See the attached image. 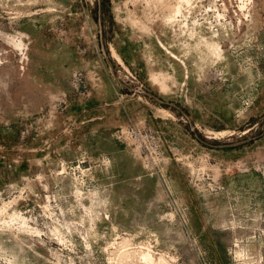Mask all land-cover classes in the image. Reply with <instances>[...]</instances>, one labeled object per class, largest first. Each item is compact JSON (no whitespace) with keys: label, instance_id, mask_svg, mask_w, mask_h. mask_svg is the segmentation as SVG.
Listing matches in <instances>:
<instances>
[{"label":"rangeland","instance_id":"1","mask_svg":"<svg viewBox=\"0 0 264 264\" xmlns=\"http://www.w3.org/2000/svg\"><path fill=\"white\" fill-rule=\"evenodd\" d=\"M241 1L0 0V264H264V157L239 162L223 146L246 135L194 98L264 94V0ZM104 80L130 109L121 147L57 149L55 121Z\"/></svg>","mask_w":264,"mask_h":264},{"label":"crops","instance_id":"2","mask_svg":"<svg viewBox=\"0 0 264 264\" xmlns=\"http://www.w3.org/2000/svg\"><path fill=\"white\" fill-rule=\"evenodd\" d=\"M224 67L228 70L230 77H236L229 65L226 64ZM237 85L239 86L238 92L231 93V84H226L223 88L224 90L213 89L211 91V89H208L204 93L200 91L194 98L197 101L204 100L206 102V108L204 109L207 111L210 123H216L215 120H220L223 123L222 128H217L218 132L221 131L229 136L235 132L239 135H246V138L240 140L237 146L230 148L231 145L226 144L223 148L230 150L237 149L238 157H240L238 161L247 166L249 159L264 157V152L261 150L264 147V94L257 93L258 89L255 86L251 88L252 90H246V84L237 82ZM251 85L249 86L251 87ZM115 95L116 89L113 83L104 80L99 89L90 98H79L78 104H74L75 102L71 101L72 104L68 106L66 114L60 116V118L58 117L59 119L55 121L52 127L55 131V137L51 142H56L53 144H60L57 149L70 147L79 150L89 148L92 151L112 150L113 147L117 149L120 145L112 139L110 132L113 127L120 124L119 118L124 119L129 114L128 110L130 109L128 108L127 110L126 107L121 108L116 106L112 102ZM246 99L250 100L251 104L244 111L245 113H243L241 118H236L234 115L235 111L242 107V103ZM196 107L195 99H193L192 114H195V109L200 108L198 104ZM99 114H102V116L98 117L97 115ZM191 118L194 119L193 116ZM225 119L229 121H224ZM76 120L78 121L77 126L67 135L66 131L62 130V128L69 121ZM196 121L198 120L196 119ZM211 128L215 129V126ZM176 129L181 130V140L191 145L193 144L195 148L199 146V141L203 142L192 127L188 131L185 127L178 125L174 128V130ZM249 135L253 136L249 137ZM207 146L211 148L216 147L214 144H207ZM215 164L218 165L219 162L213 164L214 168H216ZM240 175L244 179L255 182V186L251 188V190H254L255 195L261 193L263 182L257 173L247 171Z\"/></svg>","mask_w":264,"mask_h":264},{"label":"bare ground","instance_id":"3","mask_svg":"<svg viewBox=\"0 0 264 264\" xmlns=\"http://www.w3.org/2000/svg\"><path fill=\"white\" fill-rule=\"evenodd\" d=\"M185 1H189V0H185ZM246 2H247V3H246ZM248 3H249V0H247V1L244 0V3L241 1V4H242V5L240 6L241 9H240V8H239V9L242 10V9L246 8V5H247ZM173 11H174V10H173ZM179 12H180V8L177 7L175 15H177ZM175 15L173 14V16H175ZM176 17H178V16H175V19H174V18H173V19L176 20ZM171 19H172V18H171Z\"/></svg>","mask_w":264,"mask_h":264},{"label":"built area","instance_id":"4","mask_svg":"<svg viewBox=\"0 0 264 264\" xmlns=\"http://www.w3.org/2000/svg\"><path fill=\"white\" fill-rule=\"evenodd\" d=\"M222 15H225V14H222ZM221 20L223 19V18H221V17H219ZM262 167H263V172H264V164H262Z\"/></svg>","mask_w":264,"mask_h":264}]
</instances>
